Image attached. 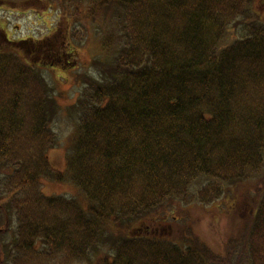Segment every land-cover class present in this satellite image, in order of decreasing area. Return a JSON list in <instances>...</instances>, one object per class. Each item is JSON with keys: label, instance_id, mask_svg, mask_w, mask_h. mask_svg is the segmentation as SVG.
I'll use <instances>...</instances> for the list:
<instances>
[{"label": "trees", "instance_id": "1", "mask_svg": "<svg viewBox=\"0 0 264 264\" xmlns=\"http://www.w3.org/2000/svg\"><path fill=\"white\" fill-rule=\"evenodd\" d=\"M33 1L56 3L67 14L56 36L30 44L39 62L16 52L26 39L16 51L0 49V168L11 169L2 189L15 232L7 250L0 242V264L3 253L7 264H264V190L251 197L248 223L224 256L182 227L167 235L152 230L164 221L157 211L175 199L187 203L199 177L212 180L195 198L210 203L222 182L241 183L263 167L264 22L250 17L253 0ZM99 16L101 44L115 50L78 98L64 174L48 161L57 141L54 109L36 67L45 58L70 65L86 41L74 22ZM229 25L244 34L221 47ZM66 176L87 197L86 210L72 197L43 193L42 177ZM7 220L3 228L0 217V234ZM138 221L141 232L129 234ZM104 240L111 255L93 261Z\"/></svg>", "mask_w": 264, "mask_h": 264}, {"label": "rangeland", "instance_id": "2", "mask_svg": "<svg viewBox=\"0 0 264 264\" xmlns=\"http://www.w3.org/2000/svg\"><path fill=\"white\" fill-rule=\"evenodd\" d=\"M250 5V17L264 22V0H253ZM66 14L56 3L48 7L47 4L41 1L29 0L28 3L11 4L0 0V49L6 52L16 51L18 40L21 38L26 39L27 42H24L23 46H20V49L16 52L21 51V56L30 63L33 60L34 63L35 61L39 62L41 59L40 54L30 44H33L34 39L42 40L44 37L56 36V29ZM240 20L241 17L235 18L236 22H240ZM74 23L78 30L80 28L84 29L86 41L83 44L84 46L78 47L74 52L75 56L72 63L62 67L57 64L58 62H52V59L45 58L42 59V64L36 67L48 84L50 100L53 102L54 109V112L51 113L50 125L55 132L57 141L56 146L47 152L48 161L55 171H61L64 174L67 170L68 152L72 148L73 138L77 133L79 110L76 105L78 98L81 96L88 78L97 79L100 70L110 66L112 53L115 50V45H111L109 52H105L101 44L104 35L102 32L106 29L102 17L99 16L98 19L96 18L93 21L91 19L87 21L78 19ZM243 30L240 25H229L219 41L221 47L233 42L237 36L244 34ZM107 33L109 37V29H107ZM50 62L52 64H49ZM262 166L260 170L252 172L248 177L242 179L241 183L226 184L222 182L223 191L221 195L211 200L210 203L197 201L195 198L199 189L212 180L204 176L199 177L188 189L190 199L187 203L182 199H175V201L167 203L157 211L156 214L163 216L164 221L154 223L155 225L152 224V230L157 228L155 230L157 234L167 235L169 231H176L178 227H182L187 234L203 241L212 252L224 256L228 249V241L233 238V235L237 234L241 227L248 223L244 219L248 218L251 212V206L249 205L251 197L254 196L256 199L257 196H261L264 190V161ZM7 171L8 168H0V205L2 204L0 217L3 221L1 227L4 228L5 226V216L8 217L7 221L9 222L6 231L0 234V242L3 243L1 251L7 250L12 245L10 241L15 236L13 231L14 217L12 211L8 210L6 205L9 194L2 189V183L6 179V175L11 172V169L9 172ZM41 187L43 193L47 196L64 195L69 198L72 197L80 207L85 210L87 208V197L72 183L70 176L58 181L50 177H42ZM158 216L156 221L159 220ZM119 223L123 224H112L115 227L119 225L117 229L122 233L121 236H125V220ZM144 226L141 221H138L128 229V233L141 232ZM110 233L115 236L117 231L114 229ZM98 249L90 256L93 261L105 254L111 255L108 240L100 242ZM4 254H2V262L7 264ZM235 264L240 263L236 262Z\"/></svg>", "mask_w": 264, "mask_h": 264}]
</instances>
